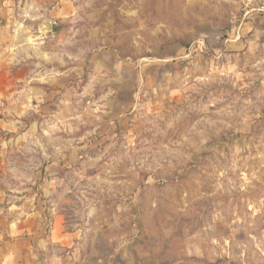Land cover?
Instances as JSON below:
<instances>
[{
    "label": "rangeland",
    "instance_id": "1",
    "mask_svg": "<svg viewBox=\"0 0 264 264\" xmlns=\"http://www.w3.org/2000/svg\"><path fill=\"white\" fill-rule=\"evenodd\" d=\"M0 1L8 63L30 15L55 22L58 68L102 49L150 63L111 131L85 134L90 109L0 126L6 264H264V0Z\"/></svg>",
    "mask_w": 264,
    "mask_h": 264
},
{
    "label": "crops",
    "instance_id": "2",
    "mask_svg": "<svg viewBox=\"0 0 264 264\" xmlns=\"http://www.w3.org/2000/svg\"><path fill=\"white\" fill-rule=\"evenodd\" d=\"M29 4L32 5V3ZM5 6L6 4L0 1V12L5 9ZM34 20L35 17L31 15L29 19L20 17L15 20L17 28L13 32L17 33L13 35V38L15 43L21 46L13 53L12 64L6 61L2 55L3 50H0V101L5 100L7 103L5 117L0 123L2 129L10 130L11 122L17 128L26 126L23 118L27 113L37 115L33 118L36 123L45 116L49 117L58 113L59 117L61 116L60 123L63 124L66 122L67 110L71 114H84L87 109H90L93 112L100 110L99 120L103 121V126L90 129L85 134L87 133L90 137L98 135L103 129L111 131L114 119H117L118 125L120 124L121 120L117 118L119 113L134 105L135 92L130 90L126 93V90L137 88L142 84L143 77L149 71L150 63L142 58L121 57L114 49H102L92 52L87 57L83 56L81 59L77 57L72 65L58 68L55 66V53L52 51L55 45L49 41L48 36L53 32L55 22L49 20L47 23L51 25L50 31L42 33L38 30L40 23H34ZM29 40L33 43L30 44ZM102 96L109 97L106 107L105 103L98 104ZM127 98L130 99L128 103L125 101ZM111 99L116 100L110 103ZM84 100L92 102L84 106L80 104ZM53 106L58 107V112L52 109ZM104 112L107 116L103 119ZM43 119V122L49 121L46 118ZM55 119L57 120V116ZM45 129L43 128L42 131L44 132ZM30 132L34 133L32 130ZM85 134L78 133V137H86ZM82 148L83 146L78 143L73 151L78 155ZM58 159L48 162L45 169L49 170V174L58 172L64 167V156ZM59 232V228L56 225L53 226L51 233L58 234ZM36 233L35 237H31L30 248L38 245L40 231ZM7 234L11 233L7 232ZM3 254V251L0 252V264H6L10 262V259L11 262L13 261L8 255Z\"/></svg>",
    "mask_w": 264,
    "mask_h": 264
},
{
    "label": "water",
    "instance_id": "3",
    "mask_svg": "<svg viewBox=\"0 0 264 264\" xmlns=\"http://www.w3.org/2000/svg\"><path fill=\"white\" fill-rule=\"evenodd\" d=\"M51 29V25L49 23H40L38 25V30L43 33L49 32Z\"/></svg>",
    "mask_w": 264,
    "mask_h": 264
},
{
    "label": "built area",
    "instance_id": "4",
    "mask_svg": "<svg viewBox=\"0 0 264 264\" xmlns=\"http://www.w3.org/2000/svg\"><path fill=\"white\" fill-rule=\"evenodd\" d=\"M2 104H3L2 101H0V117L2 116V107H3Z\"/></svg>",
    "mask_w": 264,
    "mask_h": 264
}]
</instances>
